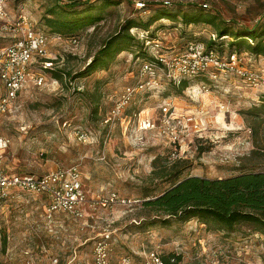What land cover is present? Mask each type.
<instances>
[{"label": "rangeland", "instance_id": "374dc122", "mask_svg": "<svg viewBox=\"0 0 264 264\" xmlns=\"http://www.w3.org/2000/svg\"><path fill=\"white\" fill-rule=\"evenodd\" d=\"M8 1L13 13L24 12L46 31L43 16L47 10L66 3ZM118 1L102 10L100 21L75 33V44L67 42L68 38L50 39L47 51L61 78L50 75L56 82L48 79L44 86H27L4 114L1 131L10 145L1 168L8 173L41 175L76 165L90 203L111 193L130 203L93 204L85 206L81 219L60 213L49 221L45 196L17 192L0 204V264H51L54 258L58 264H95V243L103 239L104 229L111 233L105 239L109 264H123L125 257L142 263L150 252L178 256V264H264V233L254 225L238 222L227 231L198 217L148 225L155 216L142 208L144 200L169 187L165 180H152L155 158L157 168L185 161L182 177L224 178L249 169L264 170V115L258 124L247 114L261 103L264 88L236 74L224 75L208 92L198 86L199 81L181 91L161 81L158 88L137 93L124 112L114 117L113 108L124 89L136 82L141 64L152 60L156 49L179 53L189 41L209 45L217 37L207 23L186 25L181 18L158 19L148 32L142 28L129 31L138 39L136 46L116 51L104 64L86 71L93 56L127 20L145 23L164 7V0ZM138 1L142 7L135 5ZM167 1L166 9L202 8L230 26L264 23V0ZM93 3L99 6L100 0H90ZM231 39L228 36L226 41ZM224 48L223 56L230 53L229 47ZM238 54L240 67L264 74V57L246 51ZM165 103L187 127L176 142L160 126L140 127L145 119L159 124L160 107Z\"/></svg>", "mask_w": 264, "mask_h": 264}, {"label": "built area", "instance_id": "2783aa9c", "mask_svg": "<svg viewBox=\"0 0 264 264\" xmlns=\"http://www.w3.org/2000/svg\"><path fill=\"white\" fill-rule=\"evenodd\" d=\"M164 3L168 4L169 1L164 0ZM135 5L139 8L143 3L138 1ZM203 6L206 7L205 4ZM6 38L8 40L4 41ZM50 39L65 38L42 30L24 12L13 13L9 8L8 0H0V83L3 88L0 95V204L17 192L43 195L46 197L44 213L47 220L51 221L54 215L60 213L77 220L83 218L87 205L92 207L93 204H99L107 207L114 203L127 204L130 201L119 199L115 193H111L107 198L97 197L90 203L86 198L76 165L58 168L41 175L8 173L1 168L4 153L10 145V140L1 131L4 114L10 111L19 93L27 86H44L48 79L56 82L49 73L55 69L53 59L47 51ZM67 42L75 44L76 38H68ZM239 58L236 52L223 56L222 51L209 49L200 41L187 42L183 51L179 53L167 54L156 49L153 59L141 64L136 82L124 89L113 108V116L122 114L137 93L156 89L161 81L175 85L182 79L190 83L199 81L198 86H201L204 92H208L224 75L236 74L241 80L249 84L257 83L264 88V76H262L264 74L251 73L243 69L239 66ZM187 87L193 88V84ZM160 108L162 110L160 123L156 124L145 119L141 122V129L151 130L155 126H160L164 131H169L173 142L179 141L187 132L184 120L174 116L169 103H165ZM172 156L174 159L177 158L176 153H172ZM110 234L104 229L101 234L103 239L95 243V264H109L105 239H108ZM51 264H58V260L54 258ZM123 264H164V262L157 252H150L142 263L132 262L129 257H125Z\"/></svg>", "mask_w": 264, "mask_h": 264}, {"label": "trees", "instance_id": "16d2710c", "mask_svg": "<svg viewBox=\"0 0 264 264\" xmlns=\"http://www.w3.org/2000/svg\"><path fill=\"white\" fill-rule=\"evenodd\" d=\"M121 1L100 0V5L90 4V0H66L64 4L50 7L43 16L44 24L51 35L58 34L64 38L75 35L89 25H94L102 19V10L108 6L115 5ZM169 6L170 3L165 4ZM81 9H76L78 6ZM160 8L143 23L127 20L118 33H115L103 44V47L93 56L91 62L86 66L90 71L96 66L104 64L106 60L116 51H121L136 46L135 35L130 34L132 28H142L148 32L153 21L162 18H181L182 22L188 24L207 23L215 31L216 39H211L207 45L209 49L223 51L225 46L230 52H248L256 57H264V23L256 22L252 26H230L226 21L220 19L202 8H190L184 10ZM98 9L93 12V10ZM46 31V29L41 28ZM230 36L231 41H226ZM148 40V35L146 36ZM152 40V39H150ZM218 42V43H217ZM217 43L218 45H216ZM214 46V47H213ZM147 61V60H145ZM85 71V72H86ZM56 79L61 78V73L55 69L49 71ZM53 74V75H52ZM70 75V73H64ZM190 81L182 79L179 90L189 86ZM175 85V84H174ZM261 103L247 112L248 118L254 119L259 124L264 115V94L261 95ZM255 134L257 129L252 127ZM157 158L154 159L151 177L153 182L165 180L169 187L159 195L142 202V208L152 212L155 216L149 224L161 222L168 224L172 221H185L191 217H198L205 223L213 222L217 228L232 230L236 223L245 222L264 233V170L255 171L249 169L238 174L224 178H207L200 176L182 177L187 169L185 161L174 162L172 165L156 167ZM149 196V195H146ZM148 221L144 219L143 221ZM146 224V225H147ZM164 264H178L180 257L169 254L161 257Z\"/></svg>", "mask_w": 264, "mask_h": 264}, {"label": "crops", "instance_id": "0c3cea01", "mask_svg": "<svg viewBox=\"0 0 264 264\" xmlns=\"http://www.w3.org/2000/svg\"><path fill=\"white\" fill-rule=\"evenodd\" d=\"M88 206V205H87ZM89 207V206H88ZM86 208V207H85ZM45 210V209H44ZM56 217H57V214L56 215H54V220L56 219Z\"/></svg>", "mask_w": 264, "mask_h": 264}]
</instances>
